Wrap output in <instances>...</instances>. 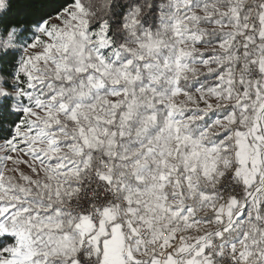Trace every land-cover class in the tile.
I'll use <instances>...</instances> for the list:
<instances>
[{"label":"snow or ice","instance_id":"snow-or-ice-1","mask_svg":"<svg viewBox=\"0 0 264 264\" xmlns=\"http://www.w3.org/2000/svg\"><path fill=\"white\" fill-rule=\"evenodd\" d=\"M23 8L0 24V264H264V0Z\"/></svg>","mask_w":264,"mask_h":264},{"label":"trees","instance_id":"trees-1","mask_svg":"<svg viewBox=\"0 0 264 264\" xmlns=\"http://www.w3.org/2000/svg\"><path fill=\"white\" fill-rule=\"evenodd\" d=\"M11 2V10L10 12L5 16L3 20H0V24H3L4 26H8L10 24H17L19 25L20 23H23V13H24V8L23 5L26 3V0H10ZM19 17V19L17 18ZM4 75L9 74L8 69L3 70ZM180 99V98H178ZM22 115V113L17 114L14 112L9 111V116L10 117H16L19 118V116ZM5 239L8 240L9 243L13 241V237H5Z\"/></svg>","mask_w":264,"mask_h":264},{"label":"rangeland","instance_id":"rangeland-1","mask_svg":"<svg viewBox=\"0 0 264 264\" xmlns=\"http://www.w3.org/2000/svg\"><path fill=\"white\" fill-rule=\"evenodd\" d=\"M0 155H2V153H0ZM9 167H11V164L9 163Z\"/></svg>","mask_w":264,"mask_h":264},{"label":"clouds","instance_id":"clouds-1","mask_svg":"<svg viewBox=\"0 0 264 264\" xmlns=\"http://www.w3.org/2000/svg\"><path fill=\"white\" fill-rule=\"evenodd\" d=\"M13 27H15V26H13ZM23 26H21V28H22Z\"/></svg>","mask_w":264,"mask_h":264}]
</instances>
